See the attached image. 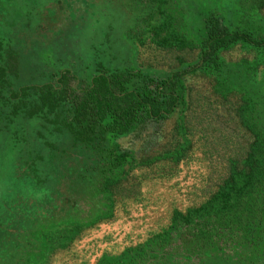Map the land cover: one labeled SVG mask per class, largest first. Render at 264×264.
Instances as JSON below:
<instances>
[{
    "label": "trees",
    "instance_id": "trees-1",
    "mask_svg": "<svg viewBox=\"0 0 264 264\" xmlns=\"http://www.w3.org/2000/svg\"><path fill=\"white\" fill-rule=\"evenodd\" d=\"M18 1H0L3 33L24 38L0 40V264H80L75 242L128 212L146 169L171 175L194 148L210 167L199 200L91 264H264V0L196 25L177 0H55L57 49L73 53L55 69L42 6Z\"/></svg>",
    "mask_w": 264,
    "mask_h": 264
},
{
    "label": "rangeland",
    "instance_id": "rangeland-1",
    "mask_svg": "<svg viewBox=\"0 0 264 264\" xmlns=\"http://www.w3.org/2000/svg\"><path fill=\"white\" fill-rule=\"evenodd\" d=\"M3 5L7 3L12 4L14 0H0ZM12 1V3H11ZM236 0H177V3L184 8V17L189 25H196V18L200 13L207 11L208 9L216 10L223 19L226 21L235 20L236 12ZM36 3L42 8L38 15L42 19V30L37 39L36 45L42 46L43 49L49 48L52 44L53 59L50 63L52 69L58 66L59 61L64 63H73L72 51H66L65 49H57L56 40L59 36H56V14L58 6L55 0H19L17 2L18 7L28 9L31 7V3ZM105 5V4H102ZM116 3L108 6L109 11L113 14L112 25L113 39L117 42V49H121L128 54V61L130 64L134 62V56L131 52L128 53L127 41L122 36V29L131 23V16H129L125 10ZM122 8L123 11H121ZM43 9V10H42ZM106 9V10H108ZM104 12V9H102ZM101 11V12H102ZM11 17V13L9 14ZM38 17V18H39ZM5 17L0 16V40L9 47L16 48L24 38L19 39L18 32L12 31V34L3 33ZM32 23V22H31ZM28 23V27L32 24ZM7 24V23H6ZM11 33V32H10ZM77 33V32H76ZM93 35V40L99 32L96 30L90 31ZM27 34V33H26ZM79 34V33H78ZM73 31L70 30L67 36L71 39ZM31 34H27L26 38L29 40ZM35 45V46H36ZM20 46V45H19ZM39 46V47H40ZM77 46V52H87V44H79ZM142 58H146L145 48H141ZM59 57V58H57ZM41 61L37 58L36 60ZM122 142H126V139H120ZM147 177L143 179L141 183V198L138 201L129 203L128 212L126 214L118 213L114 220L100 223L96 228H93L89 232L85 233L78 241L73 245V249L76 251L78 258L77 262L80 264H91L94 257L104 247L117 249L124 243L133 242L141 239L145 234L152 229H156L164 224L169 215V211L173 206L183 208L193 201L199 200L201 192L199 190L205 177L209 173L210 167L206 159L203 158L199 149L194 148L189 154L188 158L178 164L175 172L171 175L156 176L154 169H146ZM58 260H56L57 262ZM66 262L65 264H68Z\"/></svg>",
    "mask_w": 264,
    "mask_h": 264
}]
</instances>
